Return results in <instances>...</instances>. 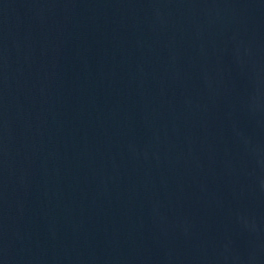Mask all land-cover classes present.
<instances>
[{"label":"water","instance_id":"1","mask_svg":"<svg viewBox=\"0 0 264 264\" xmlns=\"http://www.w3.org/2000/svg\"><path fill=\"white\" fill-rule=\"evenodd\" d=\"M0 264H264V0H0Z\"/></svg>","mask_w":264,"mask_h":264}]
</instances>
